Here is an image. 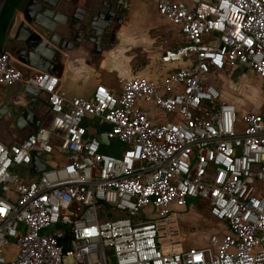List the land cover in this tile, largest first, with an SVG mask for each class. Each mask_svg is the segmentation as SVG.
I'll return each mask as SVG.
<instances>
[{"label":"built area","instance_id":"obj_1","mask_svg":"<svg viewBox=\"0 0 264 264\" xmlns=\"http://www.w3.org/2000/svg\"><path fill=\"white\" fill-rule=\"evenodd\" d=\"M149 1L180 31L163 61L186 62L162 81L68 98L57 76L26 74L0 53V85L40 90L52 113L21 142L0 139V264H264V115L241 112L211 82L238 65L264 81V0ZM36 152L51 158L27 178ZM187 197L226 226L201 248L163 238Z\"/></svg>","mask_w":264,"mask_h":264},{"label":"crops","instance_id":"obj_2","mask_svg":"<svg viewBox=\"0 0 264 264\" xmlns=\"http://www.w3.org/2000/svg\"><path fill=\"white\" fill-rule=\"evenodd\" d=\"M106 5L118 6L113 27L107 26L106 16L98 11ZM164 22L178 31L179 39V28L149 0H26L10 20L0 53H9L12 63L26 74L57 76L68 98L89 97L99 84L120 93L121 87L115 90L107 83L109 75L119 80L144 77L159 82L186 65L163 61L167 50L181 45L180 40L169 48L158 45L153 32ZM228 70L252 71L238 65L220 72ZM26 91L23 83L0 85V139L6 144L21 142L52 120L47 95ZM221 93L223 100L245 111L238 101ZM156 116L160 123L174 119L159 112ZM26 176L35 174L31 169ZM224 227L221 232L227 231Z\"/></svg>","mask_w":264,"mask_h":264},{"label":"rangeland","instance_id":"obj_3","mask_svg":"<svg viewBox=\"0 0 264 264\" xmlns=\"http://www.w3.org/2000/svg\"><path fill=\"white\" fill-rule=\"evenodd\" d=\"M205 1L212 3L214 0ZM153 34L158 45H163V47H173L179 42L178 31L167 22H164ZM244 73L242 70L215 72L211 82L225 92V98L238 101L245 111H260L264 115V81L250 70L246 74ZM107 83L115 90L120 89V80L114 74L107 77ZM107 149L108 145L103 144L102 150L106 152ZM65 159L66 156L62 153L57 151L53 153L54 163H61ZM172 211L176 216L172 215L169 220L161 223L163 238L182 242L189 248L204 247L210 235L221 232L225 228L211 216L208 207L196 197H187L186 205L175 204L172 206ZM140 217L146 219L142 212ZM176 227L179 237L175 235ZM55 230L56 226H52L44 233L51 235ZM12 242L15 243V241ZM15 250V244L11 245L9 248L11 256L15 254Z\"/></svg>","mask_w":264,"mask_h":264},{"label":"water","instance_id":"obj_4","mask_svg":"<svg viewBox=\"0 0 264 264\" xmlns=\"http://www.w3.org/2000/svg\"><path fill=\"white\" fill-rule=\"evenodd\" d=\"M42 1H47V0H42ZM26 0H22L20 5H19V8H23V5L25 4ZM7 3V0H0V17L2 15V12L4 10V7ZM113 7L115 9H113ZM105 9L103 10H98L99 13H103L105 16H106V20H107V26H112L116 21H117V16H116V9H118V6H109V5H106L104 7ZM42 11V10H41ZM101 11V12H100ZM113 17V18H111ZM14 19L15 17L13 18L12 20V24L14 23ZM113 27V26H112ZM27 94H34L35 92H41L40 90L36 89V88H32V87H29L27 86ZM97 138L101 141L102 144H106L108 145L109 144V140L107 139V136L105 133H101L97 136ZM51 156L47 153H44V152H36L33 156V166H32V172L34 174H37L41 171H44L46 169V164L45 162L43 161V159H50ZM64 244L67 245V242H68V237H66L64 240H63Z\"/></svg>","mask_w":264,"mask_h":264},{"label":"trees","instance_id":"obj_5","mask_svg":"<svg viewBox=\"0 0 264 264\" xmlns=\"http://www.w3.org/2000/svg\"><path fill=\"white\" fill-rule=\"evenodd\" d=\"M21 1L22 0H7V3L0 17V50L10 20L13 17L16 9L19 7Z\"/></svg>","mask_w":264,"mask_h":264},{"label":"snow or ice","instance_id":"obj_6","mask_svg":"<svg viewBox=\"0 0 264 264\" xmlns=\"http://www.w3.org/2000/svg\"><path fill=\"white\" fill-rule=\"evenodd\" d=\"M0 211H4V209L3 208H0Z\"/></svg>","mask_w":264,"mask_h":264},{"label":"flooded vegetation","instance_id":"obj_7","mask_svg":"<svg viewBox=\"0 0 264 264\" xmlns=\"http://www.w3.org/2000/svg\"><path fill=\"white\" fill-rule=\"evenodd\" d=\"M111 18H113V17H111Z\"/></svg>","mask_w":264,"mask_h":264}]
</instances>
